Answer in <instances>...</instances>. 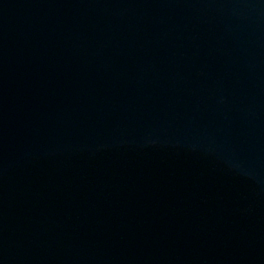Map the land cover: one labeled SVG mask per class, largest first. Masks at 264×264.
Returning a JSON list of instances; mask_svg holds the SVG:
<instances>
[{
  "label": "water",
  "instance_id": "water-1",
  "mask_svg": "<svg viewBox=\"0 0 264 264\" xmlns=\"http://www.w3.org/2000/svg\"><path fill=\"white\" fill-rule=\"evenodd\" d=\"M0 264H264V0H0Z\"/></svg>",
  "mask_w": 264,
  "mask_h": 264
}]
</instances>
